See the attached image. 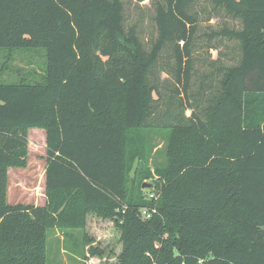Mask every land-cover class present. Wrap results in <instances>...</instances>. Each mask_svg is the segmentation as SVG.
<instances>
[{
	"label": "trees",
	"instance_id": "1",
	"mask_svg": "<svg viewBox=\"0 0 264 264\" xmlns=\"http://www.w3.org/2000/svg\"><path fill=\"white\" fill-rule=\"evenodd\" d=\"M41 48L40 76L0 80V264H46L47 231L89 214L117 264H264V0H0V49ZM29 128L43 205L6 198Z\"/></svg>",
	"mask_w": 264,
	"mask_h": 264
},
{
	"label": "rangeland",
	"instance_id": "2",
	"mask_svg": "<svg viewBox=\"0 0 264 264\" xmlns=\"http://www.w3.org/2000/svg\"><path fill=\"white\" fill-rule=\"evenodd\" d=\"M131 4V3H130ZM149 2L147 1L144 10L148 9ZM210 6L200 1L196 4L195 10L200 12V28L208 27V25H215L220 27L224 18L222 16L213 17L210 21H206L207 11ZM210 23V24H208ZM42 49V48H41ZM167 53V51L165 52ZM45 49L41 51L30 50H15L0 49V80L1 81H16L20 78H25L30 81L34 80L42 73L44 65ZM215 55V52H212ZM207 54L203 52L202 56ZM161 78H166L165 72L161 73ZM159 80L151 78L152 82L162 83ZM155 78V77H154ZM164 82V80H163ZM163 84V83H162ZM163 95L169 98L170 92L168 89H161ZM164 101H168L165 99ZM189 114V110L186 111ZM42 128H29L27 130L28 139V158L27 166L19 170V172L10 169L8 177V189L6 198L8 203H40L35 198L38 193H41V168L43 167V159L46 155L45 145L43 143ZM153 146L152 153L158 160L163 159L164 135L156 134L151 139ZM44 157V158H43ZM133 165H137L135 160ZM15 169V168H13ZM131 177L134 175V170L130 172ZM153 180H144L142 183L143 193H147V185H151ZM145 185V186H143ZM33 188V189H32ZM34 195V196H33ZM32 197L34 199L32 200ZM71 237H65L62 230L58 228H51L47 231V244L45 251L46 264H117L116 258L120 251V243L118 242V230L113 226L108 219H102L94 214L87 216V224L83 230L73 229ZM84 232L94 240L84 239ZM76 247V248H75ZM103 250L104 254L100 255L94 248ZM75 248V249H74ZM155 264V263H154Z\"/></svg>",
	"mask_w": 264,
	"mask_h": 264
},
{
	"label": "crops",
	"instance_id": "3",
	"mask_svg": "<svg viewBox=\"0 0 264 264\" xmlns=\"http://www.w3.org/2000/svg\"><path fill=\"white\" fill-rule=\"evenodd\" d=\"M43 130V129H42ZM41 133H42V136H43V143H44V145H45V132H44V130L43 131H41ZM44 157H45V155H43ZM43 157V158H44ZM28 164V163H27ZM45 160L43 159V167L41 168L42 170H41V173H42V176H41V193H38L39 195H38V197L37 198H35L36 199V201L38 202L39 200H40V203H34V202H32V204H34V205H43L44 203H45ZM10 169L13 171H16V172H19V170H21V169H23V168H16V169H13V168H9L8 169V171L7 172H9V174H10ZM10 178V176L8 177V179ZM8 184H9V182H8ZM8 184H7V189H8ZM10 185V184H9ZM33 189V188H32ZM6 193H7V191H6ZM34 196V195H33ZM34 199V197H32V200Z\"/></svg>",
	"mask_w": 264,
	"mask_h": 264
},
{
	"label": "water",
	"instance_id": "4",
	"mask_svg": "<svg viewBox=\"0 0 264 264\" xmlns=\"http://www.w3.org/2000/svg\"><path fill=\"white\" fill-rule=\"evenodd\" d=\"M143 186H145V185H143ZM147 186H149V185H147Z\"/></svg>",
	"mask_w": 264,
	"mask_h": 264
},
{
	"label": "built area",
	"instance_id": "5",
	"mask_svg": "<svg viewBox=\"0 0 264 264\" xmlns=\"http://www.w3.org/2000/svg\"><path fill=\"white\" fill-rule=\"evenodd\" d=\"M148 216V215H147Z\"/></svg>",
	"mask_w": 264,
	"mask_h": 264
}]
</instances>
